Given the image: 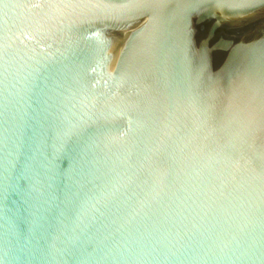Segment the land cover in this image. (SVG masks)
<instances>
[{"label": "water", "instance_id": "water-1", "mask_svg": "<svg viewBox=\"0 0 264 264\" xmlns=\"http://www.w3.org/2000/svg\"><path fill=\"white\" fill-rule=\"evenodd\" d=\"M0 264H264V0H0Z\"/></svg>", "mask_w": 264, "mask_h": 264}]
</instances>
